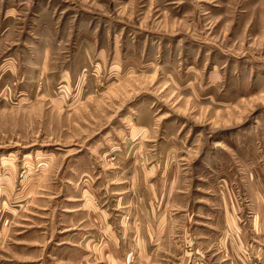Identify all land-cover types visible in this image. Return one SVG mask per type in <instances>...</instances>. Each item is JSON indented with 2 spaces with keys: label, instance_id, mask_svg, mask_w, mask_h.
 <instances>
[{
  "label": "rangeland",
  "instance_id": "rangeland-1",
  "mask_svg": "<svg viewBox=\"0 0 264 264\" xmlns=\"http://www.w3.org/2000/svg\"><path fill=\"white\" fill-rule=\"evenodd\" d=\"M119 165L196 217L231 199L264 264V0H0V201L19 209L0 205V264H85L71 211ZM37 217L29 259L17 231Z\"/></svg>",
  "mask_w": 264,
  "mask_h": 264
},
{
  "label": "crops",
  "instance_id": "crops-1",
  "mask_svg": "<svg viewBox=\"0 0 264 264\" xmlns=\"http://www.w3.org/2000/svg\"><path fill=\"white\" fill-rule=\"evenodd\" d=\"M106 171L109 178L101 179L103 195L100 204L92 206L93 213L85 208L71 211L72 217L78 211L86 216L78 222L85 223L82 230L72 226L70 243L72 252L86 257L85 264H254V219L240 217L231 199L214 195L196 217L180 192L174 193L167 186L162 196L160 190H153L142 169L119 165ZM92 188L87 186V193ZM30 190V186L25 189L24 200ZM37 202L36 208L44 211L45 218L43 200L39 197ZM0 205L7 214L19 210L5 201ZM45 225L38 217L35 222L19 225L20 247L29 259L45 247ZM7 228V224L0 226V241ZM244 249L252 253V261L245 257Z\"/></svg>",
  "mask_w": 264,
  "mask_h": 264
}]
</instances>
